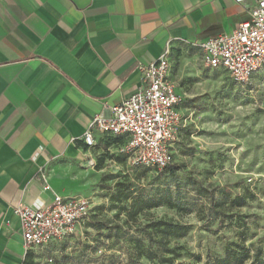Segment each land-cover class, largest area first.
<instances>
[{"label":"crops","instance_id":"0c3cea01","mask_svg":"<svg viewBox=\"0 0 264 264\" xmlns=\"http://www.w3.org/2000/svg\"><path fill=\"white\" fill-rule=\"evenodd\" d=\"M257 1L0 0V264L53 253L25 250L16 206L90 195L127 158L125 137L92 131L87 148L83 134L143 87L136 66L169 50L168 62L198 52L206 69L198 45L230 33Z\"/></svg>","mask_w":264,"mask_h":264},{"label":"rangeland","instance_id":"374dc122","mask_svg":"<svg viewBox=\"0 0 264 264\" xmlns=\"http://www.w3.org/2000/svg\"><path fill=\"white\" fill-rule=\"evenodd\" d=\"M169 64L184 120L172 150L174 174L133 164L128 155L116 157L90 195L78 196L90 201L92 225L82 236L54 243L53 253L40 254L52 260L43 264H158L138 258L134 246L141 240L144 250L161 256L142 232L148 220L160 218L189 226L183 237L167 239L179 254L173 264H207L232 243L264 249V65L238 84L224 70L204 69L198 52ZM122 190L161 205L129 222L118 211L129 202H116ZM238 198L241 207L233 201Z\"/></svg>","mask_w":264,"mask_h":264},{"label":"built area","instance_id":"2783aa9c","mask_svg":"<svg viewBox=\"0 0 264 264\" xmlns=\"http://www.w3.org/2000/svg\"><path fill=\"white\" fill-rule=\"evenodd\" d=\"M248 1L233 0L240 6H247ZM198 49L206 69L224 70L234 82L246 84L264 65V0L248 9L247 20L230 33L209 38ZM168 54L169 50H165L156 61L136 66L143 87L110 108L109 115L97 114L92 118L83 134L87 148L94 147L92 131H97L125 137L124 152L133 164L157 171L172 164L173 146L184 120L179 111L182 98L169 79ZM91 211L86 198L57 195L40 208L18 205L13 209L27 252H43L56 242L82 236ZM45 261L52 262L50 258Z\"/></svg>","mask_w":264,"mask_h":264},{"label":"trees","instance_id":"16d2710c","mask_svg":"<svg viewBox=\"0 0 264 264\" xmlns=\"http://www.w3.org/2000/svg\"><path fill=\"white\" fill-rule=\"evenodd\" d=\"M183 129L180 128L178 133ZM177 133V137H178ZM177 144V141L174 145ZM176 170L175 166L170 164L165 169L161 170L168 175H173ZM116 202L120 203H128L122 208H118V211H121L125 214L127 220L129 222H135L136 217L144 211V209H149L155 206L161 205V202L157 204L150 205L148 203H144L139 201L137 198H131V193L118 191L116 193ZM234 203H237L238 207L243 206V200L241 198L234 199ZM168 205L169 203L166 202ZM94 211H91V215ZM90 215V218H91ZM92 223L90 219L86 223L85 226H91ZM189 230V226L186 224H181L175 222L170 219H155L148 220L144 226H142L143 235L146 237V241L150 246L155 245L160 251L161 256L157 257V250H153L148 248L147 250L143 249V244L141 240L135 241V251L136 256L138 258L144 257L149 262H154L158 259V264H173L174 260L179 257V254L175 249H171L168 247L167 239L169 238H180L183 237ZM29 257V255H28ZM264 264V249L256 248L251 250L247 248L243 242L240 243H232L226 246L224 250V255L219 258H215L211 262L207 264ZM25 264H32L30 261H25Z\"/></svg>","mask_w":264,"mask_h":264}]
</instances>
